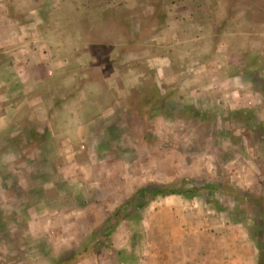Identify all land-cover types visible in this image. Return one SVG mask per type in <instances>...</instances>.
Here are the masks:
<instances>
[{"label": "rangeland", "instance_id": "374dc122", "mask_svg": "<svg viewBox=\"0 0 264 264\" xmlns=\"http://www.w3.org/2000/svg\"><path fill=\"white\" fill-rule=\"evenodd\" d=\"M172 185L185 195L160 194ZM211 190L240 205L213 263L244 246L252 264L264 0H0V264H53L93 234L100 248L79 264H145L164 221L177 260L180 217L163 209Z\"/></svg>", "mask_w": 264, "mask_h": 264}, {"label": "crops", "instance_id": "0c3cea01", "mask_svg": "<svg viewBox=\"0 0 264 264\" xmlns=\"http://www.w3.org/2000/svg\"><path fill=\"white\" fill-rule=\"evenodd\" d=\"M256 188V187H255ZM258 189V188H257ZM210 201L207 199H203L201 201L200 196L193 198L192 200H184L177 199L180 207L175 210L172 206L164 210H170L177 212L180 220L176 222L177 231H179V258L177 260L173 259L174 254H171L170 250H166V246L169 245L171 238L169 235V229H171L170 225H167L165 221L160 223V225H154L151 228L150 236L151 241L154 242V235L157 234L159 229H161L162 233V247L156 248L154 246L148 252V257L145 264H173L176 262L177 264H247V256L244 255L243 251L245 247H241V255L238 254L234 256V254L230 251L228 253L225 250V257L220 260L219 263H213V253L215 251L212 242L215 239H224L227 240L228 237L231 239V244L234 243L233 235H230L233 232L234 224L230 225V220L233 218L234 208H237L236 205L239 203H235L232 198L228 197L225 194H219L215 191L211 190ZM232 203V209L228 207ZM215 204L222 205L227 209V213L220 212ZM240 206V205H239ZM192 210V211H191ZM263 210L261 209V212ZM176 219V217H175ZM249 219H247V223H249ZM207 225V227H205ZM156 226V227H155ZM222 227L230 228V232L221 230ZM241 231H243L242 236L247 239L245 241V245H249L250 241L244 230L242 228V223L237 225ZM150 227L147 229V234L149 233ZM155 230V231H154ZM245 234V235H244ZM149 236V234H148ZM165 243V244H164ZM166 245V246H165ZM229 254V257H228ZM257 256L253 253V258H251L252 264H257ZM84 264V263H82Z\"/></svg>", "mask_w": 264, "mask_h": 264}, {"label": "trees", "instance_id": "16d2710c", "mask_svg": "<svg viewBox=\"0 0 264 264\" xmlns=\"http://www.w3.org/2000/svg\"><path fill=\"white\" fill-rule=\"evenodd\" d=\"M155 94L153 96H144L142 99V103H139L138 105L142 108L140 111H136L137 114L143 115V112L145 108H148L152 105L157 100V97H159L160 90H155ZM151 111H148V114H150ZM34 134V133H33ZM36 139V134L34 135ZM33 136V138H34ZM146 190L141 189L140 192H145ZM224 192L226 194H233L237 199L241 200L242 197L235 193H230V189L225 185L224 187ZM185 191L183 189H176L175 187L172 186H165L160 194L164 195H185ZM159 194V195H160ZM117 218V217H116ZM118 220V218H117ZM97 235L93 234L91 237L86 238L80 245L79 247L74 250L70 256L67 258H53L52 263L53 264H79L82 261L90 258L91 256L95 255L97 251L99 250V245L97 244ZM258 251H259V256H258V264H264V242L258 241Z\"/></svg>", "mask_w": 264, "mask_h": 264}]
</instances>
